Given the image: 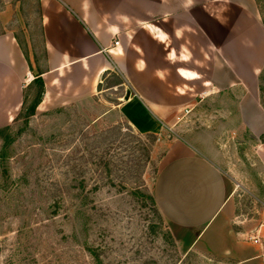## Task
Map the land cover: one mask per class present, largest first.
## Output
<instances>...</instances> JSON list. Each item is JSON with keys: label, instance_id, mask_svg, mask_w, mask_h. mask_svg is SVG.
Here are the masks:
<instances>
[{"label": "crops", "instance_id": "1", "mask_svg": "<svg viewBox=\"0 0 264 264\" xmlns=\"http://www.w3.org/2000/svg\"><path fill=\"white\" fill-rule=\"evenodd\" d=\"M263 71L255 0H0V130L20 115L36 75L38 108L47 109L91 98L119 73L132 93L110 111L139 133L239 91L241 130L264 139ZM257 149L264 167V140ZM235 190L213 158L181 142L161 161L152 194L183 250L264 264L263 240L245 241L230 225Z\"/></svg>", "mask_w": 264, "mask_h": 264}, {"label": "rangeland", "instance_id": "2", "mask_svg": "<svg viewBox=\"0 0 264 264\" xmlns=\"http://www.w3.org/2000/svg\"><path fill=\"white\" fill-rule=\"evenodd\" d=\"M255 3L264 26V0ZM259 90L264 106V71ZM131 93L124 76L112 73L95 96L37 107L30 116L37 88L27 89L20 115L0 130V264H232L179 247L141 195L152 193L157 168L181 142L235 179L230 225L245 241L252 235L264 242L257 149L264 139L241 130L240 92L205 98L155 134L135 131L110 111Z\"/></svg>", "mask_w": 264, "mask_h": 264}, {"label": "trees", "instance_id": "3", "mask_svg": "<svg viewBox=\"0 0 264 264\" xmlns=\"http://www.w3.org/2000/svg\"><path fill=\"white\" fill-rule=\"evenodd\" d=\"M32 85H35V87L37 88V94L35 96L33 106L31 107V109L29 111L30 116L35 114L36 108L40 104V102L43 98V94H44V82H43L42 78L40 77V75L35 76V79L33 80ZM156 171L158 172V168ZM141 195L146 201H148L152 205V207H153L155 213L158 215V217L163 219L162 215L160 214V212L156 206V202H155L153 194L148 191L146 193H141ZM77 211H78V209H77ZM83 249L88 251L93 259H98V256L95 255L94 251L90 247H88L86 245Z\"/></svg>", "mask_w": 264, "mask_h": 264}, {"label": "built area", "instance_id": "4", "mask_svg": "<svg viewBox=\"0 0 264 264\" xmlns=\"http://www.w3.org/2000/svg\"><path fill=\"white\" fill-rule=\"evenodd\" d=\"M115 45L118 46L119 42H115ZM247 241L252 242L253 244H260V239L258 238V236H248L247 237Z\"/></svg>", "mask_w": 264, "mask_h": 264}, {"label": "water", "instance_id": "5", "mask_svg": "<svg viewBox=\"0 0 264 264\" xmlns=\"http://www.w3.org/2000/svg\"><path fill=\"white\" fill-rule=\"evenodd\" d=\"M129 99V94H128V96L125 98V100H128Z\"/></svg>", "mask_w": 264, "mask_h": 264}]
</instances>
